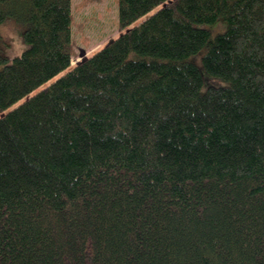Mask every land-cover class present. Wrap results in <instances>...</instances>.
<instances>
[{
	"label": "trees",
	"instance_id": "1",
	"mask_svg": "<svg viewBox=\"0 0 264 264\" xmlns=\"http://www.w3.org/2000/svg\"><path fill=\"white\" fill-rule=\"evenodd\" d=\"M71 5L0 0V264H264V0H118L75 61Z\"/></svg>",
	"mask_w": 264,
	"mask_h": 264
},
{
	"label": "rangeland",
	"instance_id": "2",
	"mask_svg": "<svg viewBox=\"0 0 264 264\" xmlns=\"http://www.w3.org/2000/svg\"><path fill=\"white\" fill-rule=\"evenodd\" d=\"M117 3L118 0H72V61L80 59V53L82 50L84 51V54H88L91 51L102 47V45L106 44L109 40L124 32V28H120L118 24ZM145 15L135 20L134 23L143 19ZM134 23L131 25H134ZM203 25L207 26L211 33L222 32L227 26L223 19H219L211 24ZM23 28L24 25L12 17H8L0 23V36H2L3 46L2 51L9 58H13L15 54H19L27 46L23 41ZM200 57L201 52H197L191 56V59L195 61L199 67V71H201L203 80V86L201 89L203 90L208 85L214 86L224 84L220 78L216 76L213 77L205 71ZM67 69L59 71V73L53 76L52 79L58 77ZM49 81L41 84L38 88L45 86ZM28 95L29 93L8 108L15 106L20 100L26 98ZM4 111L6 110H2L1 112Z\"/></svg>",
	"mask_w": 264,
	"mask_h": 264
},
{
	"label": "water",
	"instance_id": "3",
	"mask_svg": "<svg viewBox=\"0 0 264 264\" xmlns=\"http://www.w3.org/2000/svg\"><path fill=\"white\" fill-rule=\"evenodd\" d=\"M84 55V51L82 50L81 53H80V56H83Z\"/></svg>",
	"mask_w": 264,
	"mask_h": 264
}]
</instances>
